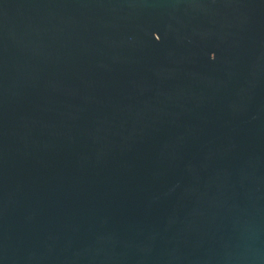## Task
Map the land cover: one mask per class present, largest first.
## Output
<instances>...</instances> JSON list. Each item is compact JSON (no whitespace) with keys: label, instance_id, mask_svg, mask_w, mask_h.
<instances>
[{"label":"water","instance_id":"water-1","mask_svg":"<svg viewBox=\"0 0 264 264\" xmlns=\"http://www.w3.org/2000/svg\"><path fill=\"white\" fill-rule=\"evenodd\" d=\"M0 264H264V0H0Z\"/></svg>","mask_w":264,"mask_h":264}]
</instances>
